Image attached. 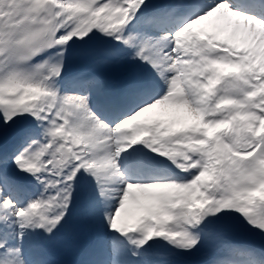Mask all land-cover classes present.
Listing matches in <instances>:
<instances>
[{
	"label": "snow or ice",
	"instance_id": "obj_1",
	"mask_svg": "<svg viewBox=\"0 0 264 264\" xmlns=\"http://www.w3.org/2000/svg\"><path fill=\"white\" fill-rule=\"evenodd\" d=\"M54 249L264 264V0H0V264Z\"/></svg>",
	"mask_w": 264,
	"mask_h": 264
},
{
	"label": "rangeland",
	"instance_id": "obj_2",
	"mask_svg": "<svg viewBox=\"0 0 264 264\" xmlns=\"http://www.w3.org/2000/svg\"><path fill=\"white\" fill-rule=\"evenodd\" d=\"M196 27H198L199 29L206 28V29L210 30V25H208V22H203L201 25H196ZM154 113H156V114H154ZM154 113H153L154 116H164L165 115L162 110H156Z\"/></svg>",
	"mask_w": 264,
	"mask_h": 264
},
{
	"label": "bare ground",
	"instance_id": "obj_3",
	"mask_svg": "<svg viewBox=\"0 0 264 264\" xmlns=\"http://www.w3.org/2000/svg\"><path fill=\"white\" fill-rule=\"evenodd\" d=\"M194 29L196 30L197 28L194 27ZM159 113H160V112H159ZM154 114H156V113H154ZM154 114H153V115H154ZM150 115H152V114H150Z\"/></svg>",
	"mask_w": 264,
	"mask_h": 264
}]
</instances>
